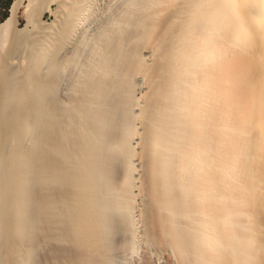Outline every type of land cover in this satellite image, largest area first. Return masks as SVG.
I'll use <instances>...</instances> for the list:
<instances>
[{"label":"bare ground","instance_id":"1","mask_svg":"<svg viewBox=\"0 0 264 264\" xmlns=\"http://www.w3.org/2000/svg\"><path fill=\"white\" fill-rule=\"evenodd\" d=\"M88 2L0 23L2 264H264V0H118L78 74Z\"/></svg>","mask_w":264,"mask_h":264},{"label":"rangeland","instance_id":"2","mask_svg":"<svg viewBox=\"0 0 264 264\" xmlns=\"http://www.w3.org/2000/svg\"><path fill=\"white\" fill-rule=\"evenodd\" d=\"M118 0H89L87 4V12L89 15V20L84 21L82 16H78L75 20L74 30L77 32V48L73 51V61H72V69L75 73L81 74L82 72H86V57H87V46H88V37L92 35H96L99 28L105 26V24L112 18L113 13L117 8ZM56 3L53 4V8H56ZM11 11V10H10ZM10 14V13H9ZM59 12L56 10H48L44 13L42 17V22L40 24L46 25H53L54 21L59 20ZM2 22V21H1ZM44 22V23H43ZM29 25L28 28H25ZM19 28L28 29L26 30L27 33L32 34L39 30L40 25L37 22H30L27 24V20L23 17L20 18ZM84 29V30H83ZM86 30V34H85ZM3 73L0 70V76L2 77ZM62 96H65L64 87H62ZM1 98V94H0ZM1 101V99H0ZM37 200V199H36ZM3 206V197L0 195V219L3 215L2 212ZM26 214L32 215L33 212L29 210ZM38 245V241L34 238L29 240V242H14L12 243V248L18 251V257L14 264H36L35 258L39 256L37 253L31 257L27 250L28 248H34ZM140 245V243H137ZM139 256L140 254L137 253ZM2 256H4V251L2 248V242L0 240V264H2ZM164 259V256L157 251V255L154 257L159 260V258ZM116 264H146L144 260L139 259L137 260H130L127 256L118 255L117 256V263Z\"/></svg>","mask_w":264,"mask_h":264},{"label":"crops","instance_id":"3","mask_svg":"<svg viewBox=\"0 0 264 264\" xmlns=\"http://www.w3.org/2000/svg\"><path fill=\"white\" fill-rule=\"evenodd\" d=\"M13 1L8 4L9 0H0V23L9 15Z\"/></svg>","mask_w":264,"mask_h":264},{"label":"trees","instance_id":"4","mask_svg":"<svg viewBox=\"0 0 264 264\" xmlns=\"http://www.w3.org/2000/svg\"><path fill=\"white\" fill-rule=\"evenodd\" d=\"M11 2V0H9L8 4Z\"/></svg>","mask_w":264,"mask_h":264}]
</instances>
